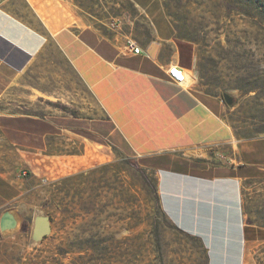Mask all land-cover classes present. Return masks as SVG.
<instances>
[{
    "label": "crops",
    "instance_id": "crops-1",
    "mask_svg": "<svg viewBox=\"0 0 264 264\" xmlns=\"http://www.w3.org/2000/svg\"><path fill=\"white\" fill-rule=\"evenodd\" d=\"M190 61L162 0H0V217L12 209L23 221L0 233V264H32L33 220L79 162L61 149L66 134L75 147L98 109L107 138L155 173L162 212L207 264H247L264 244V209L251 208L264 200V164L249 160L259 141L239 147L218 97L169 80L178 66L189 81ZM53 100L68 108L48 110Z\"/></svg>",
    "mask_w": 264,
    "mask_h": 264
},
{
    "label": "rangeland",
    "instance_id": "rangeland-1",
    "mask_svg": "<svg viewBox=\"0 0 264 264\" xmlns=\"http://www.w3.org/2000/svg\"><path fill=\"white\" fill-rule=\"evenodd\" d=\"M162 2L175 36L191 50L186 85L221 100L239 147L259 141L258 157L246 159L264 164V0ZM223 93L233 97L231 107ZM46 105L68 108L56 100ZM97 118L96 127L77 131L75 147L66 134L61 149L79 162L56 181L57 196L42 213L50 230L34 242L32 264H207L199 241L163 215L155 173L107 138L100 109ZM252 207L263 210L264 200ZM246 260L264 264V244L248 250Z\"/></svg>",
    "mask_w": 264,
    "mask_h": 264
},
{
    "label": "water",
    "instance_id": "water-1",
    "mask_svg": "<svg viewBox=\"0 0 264 264\" xmlns=\"http://www.w3.org/2000/svg\"><path fill=\"white\" fill-rule=\"evenodd\" d=\"M224 103L231 107L233 105V97L228 93H223ZM23 229V221L19 218L14 210L5 211L0 217V233L5 236L20 232ZM50 222L44 215H38L33 220V228L31 237L34 242H39L49 233Z\"/></svg>",
    "mask_w": 264,
    "mask_h": 264
},
{
    "label": "built area",
    "instance_id": "built-area-1",
    "mask_svg": "<svg viewBox=\"0 0 264 264\" xmlns=\"http://www.w3.org/2000/svg\"><path fill=\"white\" fill-rule=\"evenodd\" d=\"M125 49H127L133 55H139L142 53V49L134 40H128L125 44ZM176 73H179V75ZM167 76L170 81L176 84L186 85V72L178 66L170 67L167 71Z\"/></svg>",
    "mask_w": 264,
    "mask_h": 264
},
{
    "label": "trees",
    "instance_id": "trees-1",
    "mask_svg": "<svg viewBox=\"0 0 264 264\" xmlns=\"http://www.w3.org/2000/svg\"><path fill=\"white\" fill-rule=\"evenodd\" d=\"M159 201V200H158ZM162 211V210H161ZM163 213V212H162ZM163 215H164V213H163ZM165 216V215H164Z\"/></svg>",
    "mask_w": 264,
    "mask_h": 264
},
{
    "label": "snow or ice",
    "instance_id": "snow-or-ice-1",
    "mask_svg": "<svg viewBox=\"0 0 264 264\" xmlns=\"http://www.w3.org/2000/svg\"><path fill=\"white\" fill-rule=\"evenodd\" d=\"M177 75H179V73H176Z\"/></svg>",
    "mask_w": 264,
    "mask_h": 264
}]
</instances>
